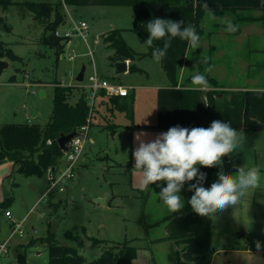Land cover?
Segmentation results:
<instances>
[{
  "label": "rangeland",
  "instance_id": "1",
  "mask_svg": "<svg viewBox=\"0 0 264 264\" xmlns=\"http://www.w3.org/2000/svg\"><path fill=\"white\" fill-rule=\"evenodd\" d=\"M68 8L75 21L87 22L89 32L86 37L93 51L92 55L88 53L83 38L77 32L66 44L64 51L57 54L55 47L41 41L44 25L32 13L22 15L19 6L15 4L3 11L0 5V17H3V22L0 23V42L19 57L11 61L9 67L0 70L1 80L10 82L13 77L12 82H18L7 87L14 113L6 119V123L29 122L44 126L53 111L55 87L58 84L75 87L70 99L75 103L83 90L80 85L87 83L94 67L100 76L125 86H133V82L145 83L147 76L139 71L116 73L110 60L113 49L103 41L105 33L120 28L126 42L137 52L148 50L143 44L145 40L132 30L135 12L133 6L70 5ZM207 24L208 22L204 24L206 30ZM5 25L12 30H7ZM72 25L68 17L58 31L63 34ZM95 39H98V43ZM73 50L76 57L70 60L69 55ZM193 53L194 49L191 48V56ZM205 53L203 51V56ZM236 56L235 50L229 46L227 59L231 61ZM130 65L146 66L151 74H156L157 71L167 77L159 64H153L152 58L136 57L130 60ZM83 68L84 80L79 84L76 77ZM231 72L233 71L228 70V74ZM240 81L241 78L236 80ZM229 82L234 81L229 78L224 81L225 84ZM130 97L135 99L136 95ZM96 108L99 112H93L82 156L84 160L79 159L76 163L77 176L62 184L63 191L56 190L31 210L49 184L48 174L30 178L17 175L20 186L15 191V203L11 205V210L14 218H26L23 236L16 234L12 237L9 244L11 253L1 254L0 264H17L12 254L13 248L18 244H26L33 238L45 236L49 227L60 244L76 245L74 240L67 237L66 232L82 235L86 244L91 238L106 240L107 243L79 249L88 261L97 258L107 246L128 241L137 250L133 264H178L182 250L174 240L166 238V218L173 213L167 211L157 196L161 182L150 185L146 191L132 188L129 168L118 165L112 159L114 143L100 126L104 122L102 106ZM104 109H107L106 106ZM34 111L38 112L35 116L32 115ZM114 112L117 114V122L129 120L117 109ZM26 114L30 116V120L26 119ZM243 133L246 137L243 147L222 158V170L235 174L240 166L256 167L261 179L259 186L240 205L218 212L212 218L211 245L215 249L212 264H264V250L257 252L255 244L259 240L264 248V132ZM66 164V155L63 153L60 165L65 167ZM219 171L221 167H215L212 182L217 179ZM32 181L36 182L35 191L28 184ZM190 183L192 182L186 183L180 193L185 204L190 197ZM98 198L105 199L106 202H98ZM26 255L27 264H48L47 243L38 239L28 247Z\"/></svg>",
  "mask_w": 264,
  "mask_h": 264
},
{
  "label": "trees",
  "instance_id": "2",
  "mask_svg": "<svg viewBox=\"0 0 264 264\" xmlns=\"http://www.w3.org/2000/svg\"><path fill=\"white\" fill-rule=\"evenodd\" d=\"M12 4L19 6L20 13H32L35 19L44 25L41 41L56 48L57 54L62 53L68 38L56 35L58 28L65 23L66 13L64 5H115L134 7V25L132 30L147 40L149 33L146 24L154 18L183 21L184 25L192 24L196 27L200 38L203 34V19L205 11L201 6H189L185 0H0L3 11ZM3 17H0V23ZM182 25V27L184 26ZM7 30H12L5 25ZM103 41L113 49L110 56L112 65L118 61L133 60L136 57L152 56V48L146 52H137L123 37L122 29H111L103 35ZM163 40L155 41L153 47H163ZM188 45L179 38L172 40L171 47L162 60V67L170 79L172 86L161 87L157 92L158 120L151 127L169 129L179 125L182 127H209L213 120L231 121L232 127L241 130L244 128L243 115L245 95L241 90L192 89L188 84L196 72L203 73L208 83L218 87L217 81L204 67L210 64L204 58H188ZM0 57H7L11 61L19 57L0 42ZM183 63H197L198 70L186 77L179 85L180 65ZM1 70V69H0ZM130 71H142L136 65L129 66ZM13 78V77H12ZM11 78L10 81H13ZM73 86L58 84L54 90V106L48 122L42 126L38 123H0V163L12 161L15 172L23 176H43L49 169L60 165V158L65 151L60 148L57 139L61 133H70L78 130L87 123L90 116V107L85 99L86 91L81 94L75 103L70 99L74 94ZM99 94L105 95L103 92ZM113 108L125 112L128 118L133 119L132 102L126 97H109ZM92 116L89 126L92 125ZM116 127L118 125H115ZM215 167H200L206 173L204 187H210L212 173ZM195 183V180L192 181ZM15 185L17 183H14ZM166 186L161 182V187ZM193 192H190V197ZM189 197V199H190ZM12 192L0 202V216L12 204ZM167 239H172L181 247L182 257L178 264H212L215 249L211 245L212 218L196 215L188 202L184 208L166 218ZM68 238L76 242L75 246L60 244L55 233L48 228V232L41 238L31 239L26 244H18L17 264H27L26 251L38 239L48 246V264H132L136 257V247L128 241L113 243L95 259L88 261L79 249L94 247L106 240L91 238L85 243L82 235L66 232Z\"/></svg>",
  "mask_w": 264,
  "mask_h": 264
},
{
  "label": "crops",
  "instance_id": "3",
  "mask_svg": "<svg viewBox=\"0 0 264 264\" xmlns=\"http://www.w3.org/2000/svg\"><path fill=\"white\" fill-rule=\"evenodd\" d=\"M185 3L189 6L201 7L207 4L216 16V19H212L205 13L202 23L203 34L200 39V46L194 49L192 56L190 54L191 48L188 47L189 59L199 57L210 62V64L205 65L204 71L209 73L217 81L218 87H213L208 83L209 87L206 89L216 88L219 90L243 91L245 95L244 128L241 130L252 133L264 132V0H185ZM229 20L238 26V31L235 33H229L225 30L226 21ZM205 22H208L207 30L204 27ZM229 46L237 54L235 59L231 61L226 57ZM203 51H206L205 56H203ZM146 57L152 58V56ZM127 61L129 70L130 60ZM152 62L154 65L159 64L163 68L162 61L156 63L152 59ZM137 67L142 69L139 72L146 74L147 77L145 83L133 82V86H128L130 94L126 97V100L132 102L133 119L128 118V121L117 122V114L114 112L115 108H113L110 98L106 95L99 94L97 96L94 108V112H99L96 107L102 106L101 110L103 112L102 114H104V122L100 126L103 131L108 133L114 143V156L112 159L118 165L129 168L132 179L131 185L134 190H140V174L133 169L134 159L132 157V151L137 146L135 135L138 133H146L147 135L143 138L145 140H152L157 134L167 131V129L151 126L155 125L158 120V89L172 86L168 76L163 77L161 72L157 73L156 71V74H151L146 66ZM198 67L197 63H183L180 65L178 88L181 87V82L186 77L194 74L198 70ZM162 70L164 71V69ZM228 70H232L233 72L228 74ZM227 78L234 82L225 84L224 81ZM239 78L242 81L236 82ZM16 83L18 82H6L0 79L1 124L6 123V119H9L11 113H14L13 108H11V100L7 95V87ZM187 87L198 89L193 85L192 81ZM41 92L43 91L41 90ZM135 95V99L130 97ZM104 106L107 109H104ZM117 111L122 112L120 110ZM122 113L126 115L125 112ZM25 117L30 120L28 114ZM115 125L118 126L116 127ZM81 160H84V157ZM15 169L16 167L12 161L0 163V202L11 192L15 199V191L20 186V182L17 181V175L19 173H16ZM30 177L32 176L27 178ZM14 183L17 184L15 185ZM28 184L33 188V191L36 190L35 181ZM47 187L41 197L46 192ZM104 201L106 202L105 199ZM37 202L32 206L31 210L37 207L35 206ZM13 203H15L14 200ZM8 209L11 211L13 217L11 206ZM3 220L10 221L5 215V212L1 213L0 223Z\"/></svg>",
  "mask_w": 264,
  "mask_h": 264
},
{
  "label": "clouds",
  "instance_id": "4",
  "mask_svg": "<svg viewBox=\"0 0 264 264\" xmlns=\"http://www.w3.org/2000/svg\"><path fill=\"white\" fill-rule=\"evenodd\" d=\"M206 15L216 19L207 4L203 6ZM183 21L154 18L146 24L149 33L143 43L152 48V59L160 63L171 47L172 40L179 38L186 41L192 49L200 46V35L192 24L184 25ZM225 30L229 33L238 31V26L230 20L226 21ZM163 40V47H153L155 41ZM193 85L208 88L207 77L200 72L192 76ZM146 133L135 135L137 146L132 151L135 169L140 174L141 191L150 185L164 182L157 193L159 200L169 213H177L185 206L180 195L186 183H190L188 191L193 195L188 200L192 211L201 217H216L229 208H236L249 193L259 186L260 171L256 167L246 165L238 167L235 174L222 170V158L242 148L246 137L242 130L231 125V121L213 120L209 127H170L159 133L152 140H145ZM221 167L217 179L210 187H204L206 173L200 167ZM257 252L264 250L261 242H255Z\"/></svg>",
  "mask_w": 264,
  "mask_h": 264
},
{
  "label": "built area",
  "instance_id": "5",
  "mask_svg": "<svg viewBox=\"0 0 264 264\" xmlns=\"http://www.w3.org/2000/svg\"><path fill=\"white\" fill-rule=\"evenodd\" d=\"M64 7L66 12V19L69 17L73 25L70 26L63 34H61L59 31H56V35H61L68 38L69 43L75 32H77L83 38L84 43L88 48V53L92 55L93 51L91 50L86 37L87 33L89 32V26L87 22L84 20L79 22L75 21L72 18L67 5H64ZM95 42L98 43V39H95ZM75 57L76 52L75 50H73L72 54L69 55V59L73 60ZM80 87H82L86 91L85 99L88 101L90 107V116L88 117L87 123L77 130V135L67 145L68 149L65 151L67 160L66 166L64 167L62 165H59L58 167L49 169L47 171L49 180L47 190L35 206L39 205L43 200L46 199V197L52 195L56 190L63 191L64 187L62 184L65 183L68 179H72L77 176L75 166L84 154V147L90 128V117L94 112L95 101L99 93L103 92L108 97H127L130 94L128 86L110 81L109 79L100 76L96 72L95 67L93 73L88 76L87 83L80 85ZM5 215L10 219V221L8 222L10 227V234L5 241H0V255L3 253H11V248L9 245L10 241L16 234H19V236H23V224L26 219L23 218L18 220L16 218H13L12 213L9 209L5 211Z\"/></svg>",
  "mask_w": 264,
  "mask_h": 264
},
{
  "label": "water",
  "instance_id": "6",
  "mask_svg": "<svg viewBox=\"0 0 264 264\" xmlns=\"http://www.w3.org/2000/svg\"><path fill=\"white\" fill-rule=\"evenodd\" d=\"M11 65V60L7 57L0 58V69H5ZM116 73L124 72L128 70V61H118L114 63ZM85 70L84 68L78 73L76 80L82 82L84 80ZM33 115H36V111L33 112ZM77 135V130L74 129L70 133H61L57 139V142L61 149L66 151L68 149V143ZM98 202L104 203V199H97ZM10 234L9 223L5 220L0 223V241H5ZM13 257L17 256V248L12 250Z\"/></svg>",
  "mask_w": 264,
  "mask_h": 264
}]
</instances>
